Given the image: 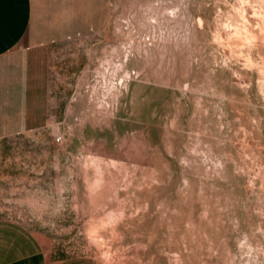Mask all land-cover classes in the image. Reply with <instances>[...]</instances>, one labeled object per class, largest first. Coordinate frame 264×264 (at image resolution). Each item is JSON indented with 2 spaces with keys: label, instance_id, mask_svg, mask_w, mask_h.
I'll use <instances>...</instances> for the list:
<instances>
[{
  "label": "rangeland",
  "instance_id": "374dc122",
  "mask_svg": "<svg viewBox=\"0 0 264 264\" xmlns=\"http://www.w3.org/2000/svg\"><path fill=\"white\" fill-rule=\"evenodd\" d=\"M25 43L0 218L47 264H264V0H33Z\"/></svg>",
  "mask_w": 264,
  "mask_h": 264
},
{
  "label": "crops",
  "instance_id": "0c3cea01",
  "mask_svg": "<svg viewBox=\"0 0 264 264\" xmlns=\"http://www.w3.org/2000/svg\"><path fill=\"white\" fill-rule=\"evenodd\" d=\"M32 15L33 0H0L4 20L0 35V136L19 131L20 66L40 61L34 44L21 45L23 56L17 49ZM0 264H47L38 235L16 221L0 218Z\"/></svg>",
  "mask_w": 264,
  "mask_h": 264
},
{
  "label": "snow or ice",
  "instance_id": "6c2138e0",
  "mask_svg": "<svg viewBox=\"0 0 264 264\" xmlns=\"http://www.w3.org/2000/svg\"><path fill=\"white\" fill-rule=\"evenodd\" d=\"M4 29V20L2 17H0V35H2Z\"/></svg>",
  "mask_w": 264,
  "mask_h": 264
}]
</instances>
